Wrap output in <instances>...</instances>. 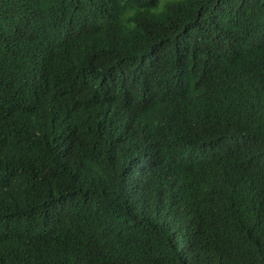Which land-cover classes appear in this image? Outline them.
Returning a JSON list of instances; mask_svg holds the SVG:
<instances>
[{"label": "trees", "instance_id": "obj_1", "mask_svg": "<svg viewBox=\"0 0 264 264\" xmlns=\"http://www.w3.org/2000/svg\"><path fill=\"white\" fill-rule=\"evenodd\" d=\"M0 264H264V0H0Z\"/></svg>", "mask_w": 264, "mask_h": 264}, {"label": "clouds", "instance_id": "obj_2", "mask_svg": "<svg viewBox=\"0 0 264 264\" xmlns=\"http://www.w3.org/2000/svg\"><path fill=\"white\" fill-rule=\"evenodd\" d=\"M65 92L73 97V100L68 103L69 112L71 114L70 122L65 123L59 128V137L55 153L62 159V164L65 172L71 167L70 160L67 157V145L74 150L79 142L76 137V129L74 122L75 102L78 113L81 115L83 122L80 126L81 134L89 137L94 136L97 142V136L105 130L111 128L114 123V114L112 113V106L96 91L92 85L83 84L82 88L79 86L75 88L70 83L63 81ZM91 107V114H86V107ZM143 186L142 182L137 185V190L132 193H142L140 188ZM5 258V257H4ZM7 259V258H6ZM8 260V259H7ZM9 261V260H8Z\"/></svg>", "mask_w": 264, "mask_h": 264}]
</instances>
